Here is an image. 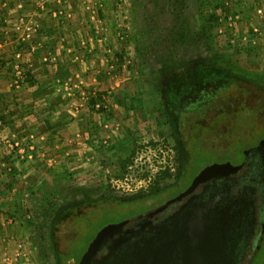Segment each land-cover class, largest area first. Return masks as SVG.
<instances>
[{"label": "crops", "instance_id": "0c3cea01", "mask_svg": "<svg viewBox=\"0 0 264 264\" xmlns=\"http://www.w3.org/2000/svg\"><path fill=\"white\" fill-rule=\"evenodd\" d=\"M133 3L0 0V264H47L37 243L46 199L98 173L92 162L113 143L102 139L136 118ZM17 65L29 75L18 90Z\"/></svg>", "mask_w": 264, "mask_h": 264}, {"label": "rangeland", "instance_id": "374dc122", "mask_svg": "<svg viewBox=\"0 0 264 264\" xmlns=\"http://www.w3.org/2000/svg\"><path fill=\"white\" fill-rule=\"evenodd\" d=\"M133 2L130 42L134 45L130 60L141 73L133 90L134 100L139 104L136 118L113 126L108 137L102 139L113 143L102 157L93 160L92 168L98 173L65 180L61 188L66 191L48 197V206L43 205L52 217L66 202L73 198L80 201L87 192L95 200H108L104 205L109 208L102 209L85 235L68 250L66 256L73 264L81 260L101 229L175 197L181 189L177 186L188 183L187 155L178 134L176 114L182 99L190 105L199 102L213 94L223 77L249 83L264 92V0ZM17 66L16 73L22 70L25 78L23 83H16L18 79L14 75L16 90L29 81L27 70ZM228 107L235 105L227 104L223 109ZM192 112L200 113L195 109ZM223 113L211 117L212 127L224 117ZM221 129L227 131L224 123ZM193 133L190 144L195 141ZM240 135L236 136L233 148L242 147L238 141ZM251 138L246 143L251 144L254 137ZM208 144L215 152L196 150L188 164L190 172L196 174L211 164L224 162L218 157L224 158L229 153L230 142L212 136ZM229 155L238 159L231 152ZM162 172H168L169 176L161 178L159 186H155ZM157 188L163 192L154 197L152 192ZM113 200L142 201L145 206L139 203L112 206ZM51 222L50 217L40 222L37 243L46 263L56 264L54 254L47 249Z\"/></svg>", "mask_w": 264, "mask_h": 264}, {"label": "water", "instance_id": "95a60500", "mask_svg": "<svg viewBox=\"0 0 264 264\" xmlns=\"http://www.w3.org/2000/svg\"><path fill=\"white\" fill-rule=\"evenodd\" d=\"M264 239V139L165 205L101 229L79 264H251Z\"/></svg>", "mask_w": 264, "mask_h": 264}, {"label": "trees", "instance_id": "16d2710c", "mask_svg": "<svg viewBox=\"0 0 264 264\" xmlns=\"http://www.w3.org/2000/svg\"><path fill=\"white\" fill-rule=\"evenodd\" d=\"M222 79L224 81L217 85L213 94L191 105L188 103L189 101L182 99L180 104H178L180 107H176L178 134L187 155L186 171L189 174L188 182H192L198 174L197 172L196 174L190 172L188 167L193 153L199 148H203L206 151L215 150L208 144L212 136H218L222 141L230 142L229 153L231 152L233 155H237L238 159L243 158L244 154L250 148L256 146L264 139V92L254 85L234 78L223 77ZM232 103H234L235 107H228L226 110L223 109L224 105ZM240 105L241 107L239 108ZM192 109L200 112L199 115L197 113L193 115ZM224 111L226 113H223ZM220 113H223L224 117L219 119L212 127L210 125L211 117L214 116V114L218 115ZM252 121L253 124H251ZM223 123L226 126V132H223L221 129ZM193 131H195V133H193ZM191 133L195 134V141L193 144H190L189 140V137L192 135ZM233 134H237V137L241 134L240 136L243 138H238V141L239 144L242 143V147L233 148L237 138L236 136L234 137ZM251 137H254V141L251 144L246 143L247 140L253 139ZM229 153L226 154L224 158L217 157L222 161L229 160L231 157L234 158L230 156ZM161 174L162 177L156 180L155 186H159L161 178L169 176L168 172H162ZM177 187L180 189L182 185L179 184ZM61 189L55 191L56 194L53 193L54 196L59 193L62 195V191H66V189ZM162 192V190L157 188L152 194H154V197H158L157 194H162ZM90 193L91 192H87V195L80 201L73 198L71 202H66L62 205L60 212L55 211L52 217L47 215V207H43L42 214L45 215H42L43 219L45 217H50L52 220L47 249L54 254L56 264H73L71 259L66 256L68 250L85 235L88 228L92 226L98 218V214L103 211L102 209H104V207L109 208L104 205L108 200H95ZM135 203L145 206L142 201L118 202L116 200H113L112 206H121L125 204L133 205ZM48 204L49 202L45 205L48 206ZM79 262L80 260L76 261L75 264H79ZM252 264H264V239L261 242L260 249Z\"/></svg>", "mask_w": 264, "mask_h": 264}, {"label": "flooded vegetation", "instance_id": "af4514ba", "mask_svg": "<svg viewBox=\"0 0 264 264\" xmlns=\"http://www.w3.org/2000/svg\"><path fill=\"white\" fill-rule=\"evenodd\" d=\"M176 114H177V113H176ZM243 159H244V156H243V158H241V159H237V158L234 159V158L231 157V159H229V160H225L224 162H225V163H226V162H231L232 165L237 166V165H239V164L242 163ZM224 162H222V164H223ZM203 169H204V168H203ZM203 169H202V170H203ZM200 171H201V170H200ZM200 171H198V173H199ZM197 175H198V174H197ZM192 182H193V181H192ZM192 182H188V183H186V184L181 188L179 194H177L175 197H171V198L167 199V200L164 201V202H161L160 204H158V205H156V206H152L151 208H148V209H147L146 211H144V212L150 211V210H152V209L159 208V207L165 205L166 203L173 201L174 199H176L177 197H179L181 194H183L185 191H187V189L191 186ZM144 212H142V213H144ZM140 214H141V213H140ZM255 257H256V256H255ZM252 263H253V262H252ZM252 263H251V264H252Z\"/></svg>", "mask_w": 264, "mask_h": 264}, {"label": "built area", "instance_id": "2783aa9c", "mask_svg": "<svg viewBox=\"0 0 264 264\" xmlns=\"http://www.w3.org/2000/svg\"><path fill=\"white\" fill-rule=\"evenodd\" d=\"M122 37V36H121ZM16 68H19V66H17ZM24 74L22 73V70H19L18 72H17V82L16 83H18V81H20L21 83H23V81H24ZM95 108L98 110V109H101V105L100 104H95ZM17 147H20L18 144L16 145ZM29 147V146H28ZM21 149V148H20ZM33 148L32 147H30L29 148V150H32ZM21 153H23V154H25V148H22L21 149V151H20ZM27 158L28 159H32L33 157H32V154H29L28 156H27Z\"/></svg>", "mask_w": 264, "mask_h": 264}]
</instances>
